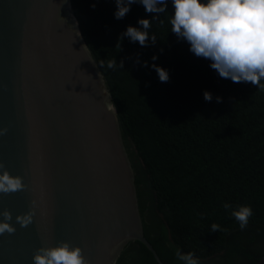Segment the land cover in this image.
<instances>
[{
    "label": "trees",
    "instance_id": "1",
    "mask_svg": "<svg viewBox=\"0 0 264 264\" xmlns=\"http://www.w3.org/2000/svg\"><path fill=\"white\" fill-rule=\"evenodd\" d=\"M70 1L118 111L145 236L163 263L178 264V248L194 252L200 262L221 256L222 264H256L264 255V91L219 77L209 60L178 41L168 23L171 4L160 16L162 23L151 26L156 44L141 47L119 37L127 26H138V19L155 15L142 5H132L117 20L115 0ZM113 61L116 67L109 69ZM152 63L169 71L167 82L159 81ZM205 90L213 94L211 102L205 101ZM149 202L162 217L159 234L147 222ZM226 202L233 209L251 206L244 230L223 207ZM213 223L221 230L212 232ZM116 264L159 263L135 241Z\"/></svg>",
    "mask_w": 264,
    "mask_h": 264
},
{
    "label": "water",
    "instance_id": "2",
    "mask_svg": "<svg viewBox=\"0 0 264 264\" xmlns=\"http://www.w3.org/2000/svg\"><path fill=\"white\" fill-rule=\"evenodd\" d=\"M70 0H0V162L26 189L0 194V212L34 211L0 236V264H33L61 241L90 264H116L145 236L136 176L118 111ZM256 264H264V255Z\"/></svg>",
    "mask_w": 264,
    "mask_h": 264
},
{
    "label": "clouds",
    "instance_id": "3",
    "mask_svg": "<svg viewBox=\"0 0 264 264\" xmlns=\"http://www.w3.org/2000/svg\"><path fill=\"white\" fill-rule=\"evenodd\" d=\"M116 11L114 17L123 19L131 10L132 5H142L146 13L155 14L151 19L140 18L138 26L129 25L119 39L125 37L130 42H138L141 47L155 45L157 36L150 35L153 23H162L161 14L169 11L171 15L168 23L171 33L175 34L178 41L189 45V51L198 58L209 60L210 67L216 70L221 78L230 79L234 83L250 82L264 91V0H115ZM95 7V5H93ZM159 57L154 55L153 61ZM137 59V63H139ZM103 66V65H101ZM144 67H149L147 61ZM109 69L116 67V62L108 63ZM119 67H124V62H119ZM151 68L157 73L160 82L165 83L170 79L169 71L156 63ZM204 99L213 100V94L205 90ZM221 102V97H216ZM109 111L116 112V106L107 104ZM7 129H0V136L5 135ZM26 189L24 178L12 174L3 162H0V194H12ZM223 207L231 209V215L239 223L241 230L249 224L253 215L250 205H240L233 209L230 203ZM34 211L15 216L10 210L0 212V236L13 234L16 224L27 227L33 222ZM220 226L213 223L212 232L220 231ZM178 264H200L194 252L175 250ZM33 264H90L83 254L80 246H73L70 242L61 241L56 244H45L38 248L32 257Z\"/></svg>",
    "mask_w": 264,
    "mask_h": 264
},
{
    "label": "rangeland",
    "instance_id": "4",
    "mask_svg": "<svg viewBox=\"0 0 264 264\" xmlns=\"http://www.w3.org/2000/svg\"><path fill=\"white\" fill-rule=\"evenodd\" d=\"M149 206H150V211L149 214L147 216V222L150 225V228L153 230V232L156 234H159L160 228L161 226V222L160 220L162 219L161 215L158 214L152 203L149 202ZM168 239L171 242L170 236L168 235ZM260 253H264V247L260 248ZM223 261V258L221 256L215 257L213 260L209 261L208 263H202V264H222L221 262Z\"/></svg>",
    "mask_w": 264,
    "mask_h": 264
},
{
    "label": "flooded vegetation",
    "instance_id": "5",
    "mask_svg": "<svg viewBox=\"0 0 264 264\" xmlns=\"http://www.w3.org/2000/svg\"><path fill=\"white\" fill-rule=\"evenodd\" d=\"M142 200H143V203H144V196L142 197ZM211 260H213V259H211ZM211 260H209V261H211ZM209 261H204V262H200V264H202V263H208Z\"/></svg>",
    "mask_w": 264,
    "mask_h": 264
}]
</instances>
